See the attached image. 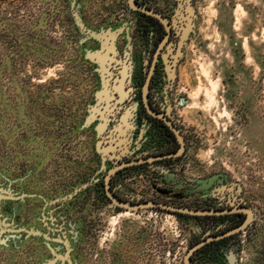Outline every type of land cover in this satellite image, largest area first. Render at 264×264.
<instances>
[{"label":"rangeland","instance_id":"1","mask_svg":"<svg viewBox=\"0 0 264 264\" xmlns=\"http://www.w3.org/2000/svg\"><path fill=\"white\" fill-rule=\"evenodd\" d=\"M126 4L0 0V264H183L198 236L199 221L117 210L104 194L109 165L85 125L99 87L87 55L91 33L131 41ZM195 7L174 77L163 81L187 151L174 170L121 173L120 187L135 200L201 174L236 182L254 214L235 238L236 260L264 264V0Z\"/></svg>","mask_w":264,"mask_h":264},{"label":"flooded vegetation","instance_id":"2","mask_svg":"<svg viewBox=\"0 0 264 264\" xmlns=\"http://www.w3.org/2000/svg\"><path fill=\"white\" fill-rule=\"evenodd\" d=\"M133 3L136 10L129 7L128 0L126 4L135 16L131 41L119 43L116 38L115 60L109 55L101 63H94L99 75L97 92H102L103 98L96 101L94 96L91 106L102 108L97 114V121L89 127L95 141V153L97 154L95 144L101 138L97 127L103 124L100 120L102 116L106 119L102 136L106 138L112 132L116 136L115 132L120 130L124 134L121 140H125L126 146L109 153V157L113 159L105 161L109 165L108 171L123 165L112 175L109 190L118 201L131 206L153 202L209 213H169L177 218H188L202 224L198 228L197 238L191 240L187 250L188 252L196 245L204 243L189 256L191 264H238L235 238L250 226L254 214L253 209L244 202L236 182H230L219 174L210 177L201 174L193 177L194 180L188 179L189 184L186 186L174 185L167 189L168 192L162 193L155 190L154 194L136 196L139 198L135 200L132 199L131 191L120 187L121 173L156 163H164L168 171L174 170L176 164L170 162L176 161L187 151V140L166 110L165 96L171 88H166L163 81L175 74L177 61L184 52L195 25V0H133ZM100 49L101 45L91 40V51ZM122 72H126L123 88H113ZM145 84L147 88H144ZM167 123L178 132L181 141ZM116 141L118 143L119 139ZM97 157L100 159L98 154ZM148 159L152 161L149 162ZM125 175L127 174L122 176ZM106 199L108 200L107 197ZM109 203L117 210L128 211L114 207L110 201ZM247 211L252 213L250 223L245 230L233 232L248 218Z\"/></svg>","mask_w":264,"mask_h":264},{"label":"water","instance_id":"3","mask_svg":"<svg viewBox=\"0 0 264 264\" xmlns=\"http://www.w3.org/2000/svg\"><path fill=\"white\" fill-rule=\"evenodd\" d=\"M128 4L129 7L133 10H136V6L133 3V0H128ZM91 40H94L96 42H98L101 45V49L98 51H92L90 52L87 56L89 58V61L93 62V63H101L102 60L105 59L106 56L111 55L112 59H114V57L116 56V52L114 49V41H115V35L112 34L111 31H106V32H100L98 34H94L91 33L90 34ZM174 75L171 74L170 78L173 79ZM126 79V72H122L121 73V78H117V80L115 81V85L113 88H123L124 82ZM144 88H147V84H145ZM95 98L96 101H101L103 100L102 98V92H96L95 94ZM102 108L100 107H91L88 110V115L85 119V125L89 126L92 123H94L95 121H97L98 119V115L99 111ZM153 116L156 117V115H154L153 113H151ZM159 117V116H157ZM160 118V117H159ZM103 124L98 125L97 127V131L100 132V136L101 138L99 140H97L96 144H95V148H96V152L99 155L102 163H105V161H107L108 159H113L112 157H109V153L111 152H115L117 151V149H123L125 148V140H121V138L124 137L123 132H121L120 130H117L115 132V134H117L116 136L113 135L112 133L107 136L106 138H104L102 136L101 133H104V126H106V119L104 118V116L101 117L100 119ZM167 125L170 127V129L175 133V135L177 136V138L179 139V141H181V138L178 136V132L170 126L169 123H167ZM98 136V135H97ZM99 136V137H100ZM115 137V138H113ZM116 139H119V142L117 143ZM107 145V147H106ZM178 155V154H177ZM117 157V156H116ZM147 161H152V159H148ZM143 162V161H142ZM142 162H135L136 164L142 163ZM125 166V165H124ZM123 167V165L120 166H116L112 169H110L107 174L104 177V189H105V194L106 197L108 198V200L111 202V204L114 207H118V208H122L128 211H139V210H146V209H155L158 208L161 211H165L167 213H172V212H176V213H182V214H188V215H208L209 213H205V212H194V211H190L188 209H178V208H174L168 205H165L163 203H153V202H148L145 204H141L138 206H131L125 203H121L120 201H118V199L116 197H114L112 195V193L109 190V181L112 177V175L115 174V172L118 169H121ZM247 215L248 218L244 221L243 224H241L238 228H236L233 232H238V231H243L245 230V228L247 227V225L250 223L251 220V216L252 213L250 211H247ZM204 243H200L198 245H196L195 247L191 248L187 254H185L184 259H183V263L184 264H191L189 256L191 255V253L196 250L197 248H200Z\"/></svg>","mask_w":264,"mask_h":264},{"label":"bare ground","instance_id":"4","mask_svg":"<svg viewBox=\"0 0 264 264\" xmlns=\"http://www.w3.org/2000/svg\"><path fill=\"white\" fill-rule=\"evenodd\" d=\"M215 88V87H214ZM129 213V212H128ZM129 216H130V214H129ZM127 217V216H126Z\"/></svg>","mask_w":264,"mask_h":264}]
</instances>
